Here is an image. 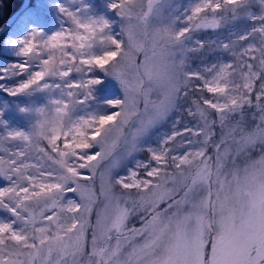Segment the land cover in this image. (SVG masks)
<instances>
[{
    "label": "snow or ice",
    "instance_id": "6c2138e0",
    "mask_svg": "<svg viewBox=\"0 0 264 264\" xmlns=\"http://www.w3.org/2000/svg\"><path fill=\"white\" fill-rule=\"evenodd\" d=\"M70 2L4 40L0 93L29 125L0 106V264H264V0H108L119 32Z\"/></svg>",
    "mask_w": 264,
    "mask_h": 264
},
{
    "label": "rangeland",
    "instance_id": "374dc122",
    "mask_svg": "<svg viewBox=\"0 0 264 264\" xmlns=\"http://www.w3.org/2000/svg\"><path fill=\"white\" fill-rule=\"evenodd\" d=\"M106 1H108V0H106ZM101 2H102L101 0H85V3H88L89 5H91V12L94 14H98V15H102ZM176 2L178 4H180L181 6H187L191 2V0H176ZM41 3H43V5H44V12L46 14L45 21H43V22L41 20L32 21L28 25V27H29V29L31 27L42 28L44 30V32L46 34H49V35L52 32L59 29L61 19H64L66 21V18L63 17V15L61 13H59L57 5L63 3L67 7H70L73 9H75L76 7L79 6V4L71 3L70 0H42ZM27 10H28V8H25V10L22 12L23 15H21L19 17V19L16 20L17 21L16 24L14 23V29H13V25H12V28L9 29L5 33V35L3 36L1 43H0V53L6 54V55H11L12 58H15V60L12 62L11 61L8 62V60L6 58L0 57V66H7L8 64L14 63L17 60L21 59V58L14 56V54H13L14 49H11V48L6 49L5 48L4 40L9 36H11L12 38H16L17 36L24 34L23 32H21V26H22L21 22H22V20L26 21L25 19L28 16ZM106 13H110L111 18H113V20H111V21H113L114 31L119 32V30H120V18L112 10H110L108 7H107ZM43 23L45 25H47V27H45L43 25ZM247 24H248V22L241 21V22H238L236 25L221 28L217 31L199 32V33H196L195 35H197L200 39L205 40V41L228 40V39H230L228 33L232 30L233 27H235L237 30H239L242 26H246ZM65 26L68 27L70 25L66 22ZM200 56L205 58L204 63L213 62L219 58L231 59L230 57H228L224 53H221L218 51H212L209 47H206L204 49V52L201 53ZM192 63H193V67H195L198 63H200V59L199 58L194 59ZM24 78H26V77H24ZM19 79L20 78H14L12 80H9L8 83H9V85H14L16 82H18ZM107 91H108L109 95L114 96V97H118V96L122 95V91L119 88V85L115 81H111L108 84ZM3 95H4L3 93H0V106H2L5 102H7V104H8V108L5 110V113H4V119L7 120L9 122L10 126H12V127H20V128L26 129L29 125V117H27L21 113L18 114V113L13 112L12 105H14L15 107L17 104H19L20 106H24V105L29 103V98H26L24 96H17V97H10L9 96V101H7L6 99H4ZM208 95H211V94H208ZM42 96H43V94H37L32 99L40 101ZM181 115H182L184 122L188 123L190 126L195 123V121L191 117H188L186 113H181ZM170 123H171V121H169V125H170ZM169 125H165L164 128L160 129V132L167 131L169 128ZM126 131H127V129H126ZM157 138H158V134L154 133L150 139V143H152L153 146L155 145ZM147 156H148L147 152H144V151H140V152L135 153L132 158H130L129 160L124 162V166L118 170L119 174L120 175L127 174V169L130 167H134L136 160H146ZM141 174H143V170H141ZM0 183H3L6 185V182L0 181ZM69 195H71V194H69ZM8 216H9L8 213L0 211V218H6ZM130 224L139 227V220L134 217L130 221Z\"/></svg>",
    "mask_w": 264,
    "mask_h": 264
},
{
    "label": "trees",
    "instance_id": "16d2710c",
    "mask_svg": "<svg viewBox=\"0 0 264 264\" xmlns=\"http://www.w3.org/2000/svg\"><path fill=\"white\" fill-rule=\"evenodd\" d=\"M41 1L42 0H28L27 6H26V8H28V10H27V14H28L27 21H30V22L35 21V20H41L42 22L45 21L46 14L44 12V5H43V3H41ZM101 1H102L101 2L102 15L106 16L110 20H113V18H111V16H110V13H106V11H107L106 6H107L108 1H106V0H101ZM21 3H22V0H0V26L6 20V18L21 5ZM14 23L16 24V21ZM12 25H13V29H14V24H12ZM12 25H10V29L12 28ZM43 25L45 27H47V25H45L44 23H43ZM5 33L6 32L4 31L0 34V43H1V40H2L3 36L5 35ZM0 57L6 58L8 60V62H10V61L12 62L15 60V58H12L11 55H6L3 53H0ZM3 97L7 101H9V96L4 94ZM12 107H13V109H12L13 112L19 114L17 108L14 105H12Z\"/></svg>",
    "mask_w": 264,
    "mask_h": 264
},
{
    "label": "water",
    "instance_id": "95a60500",
    "mask_svg": "<svg viewBox=\"0 0 264 264\" xmlns=\"http://www.w3.org/2000/svg\"><path fill=\"white\" fill-rule=\"evenodd\" d=\"M27 3V0H23L22 4L15 10L13 11L8 18H6V20L2 23V25L0 26V34L6 30V28L9 27V25L11 24V22L14 20V18L21 12V10L25 7Z\"/></svg>",
    "mask_w": 264,
    "mask_h": 264
}]
</instances>
